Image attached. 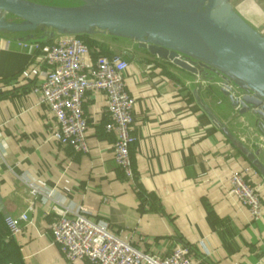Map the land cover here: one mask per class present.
Here are the masks:
<instances>
[{"label":"crops","instance_id":"1","mask_svg":"<svg viewBox=\"0 0 264 264\" xmlns=\"http://www.w3.org/2000/svg\"><path fill=\"white\" fill-rule=\"evenodd\" d=\"M65 1L39 4L76 6ZM229 2L249 26H264V0ZM42 37L37 33L21 42V37L0 35V216L16 219L30 208L28 223L4 238L17 247L22 263L69 264L51 241L54 205L34 200L19 176L51 192L62 207L82 208L142 253L164 257L182 247L192 264H264V179L203 114L193 91L201 86L203 103L250 150L263 147L245 122L231 121L227 100L207 82L129 41L89 37L129 63L124 80L134 100V141L129 151L133 178L127 179L113 160L115 137L105 131L109 119L102 93L89 91L83 98L85 153L51 139L56 123L34 94L46 78L42 57L52 43ZM95 59L89 54L85 66L91 68ZM233 172L245 174L259 191L263 213L256 222L227 196Z\"/></svg>","mask_w":264,"mask_h":264},{"label":"water","instance_id":"2","mask_svg":"<svg viewBox=\"0 0 264 264\" xmlns=\"http://www.w3.org/2000/svg\"><path fill=\"white\" fill-rule=\"evenodd\" d=\"M58 7L28 0H0V35L52 42L57 36H102L133 43L149 56L210 84L227 100L232 122L264 145V36L249 26L229 0H74ZM21 44V43H19ZM35 43L34 45H38ZM131 58L129 54H125ZM208 118L264 179V146L250 150L201 99Z\"/></svg>","mask_w":264,"mask_h":264},{"label":"built area","instance_id":"3","mask_svg":"<svg viewBox=\"0 0 264 264\" xmlns=\"http://www.w3.org/2000/svg\"><path fill=\"white\" fill-rule=\"evenodd\" d=\"M34 48L39 46L34 45ZM89 54L88 47L79 37L57 36L44 51L42 62L48 71L34 94L56 123V131L51 134L53 142L74 153H85L83 98L89 91L102 93L109 119L105 131L115 137L111 148L114 163L125 178L132 179L129 151L134 141L131 135L134 100L128 94L124 80L129 63L122 55L99 56L88 69L84 60ZM18 179L34 200L54 205L57 219L50 226L51 241L69 264H192L187 248L177 247L164 257L142 253L114 236L105 223L90 219L82 208L62 207L51 192L24 177ZM226 193L247 209L251 221L261 218L263 206L259 191L249 186L245 174L231 173ZM29 210L16 219H4L11 236L21 231L22 223H28Z\"/></svg>","mask_w":264,"mask_h":264},{"label":"trees","instance_id":"4","mask_svg":"<svg viewBox=\"0 0 264 264\" xmlns=\"http://www.w3.org/2000/svg\"><path fill=\"white\" fill-rule=\"evenodd\" d=\"M79 39L88 47L91 56L95 58L99 56H106L108 58L113 56H110L109 50L103 43L91 40L89 37H79ZM9 236L10 234L4 224V219L0 216V264H23L17 247L11 240L4 239L5 237L9 238Z\"/></svg>","mask_w":264,"mask_h":264},{"label":"rangeland","instance_id":"5","mask_svg":"<svg viewBox=\"0 0 264 264\" xmlns=\"http://www.w3.org/2000/svg\"><path fill=\"white\" fill-rule=\"evenodd\" d=\"M35 1H38V3H48V2H51L52 4H55V5H66L67 4V1L65 0H35ZM253 29H255L256 31H258L259 33L263 34L264 35V26H251ZM113 53L110 52V56L112 55ZM101 57H106V56H101Z\"/></svg>","mask_w":264,"mask_h":264}]
</instances>
